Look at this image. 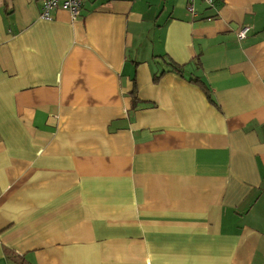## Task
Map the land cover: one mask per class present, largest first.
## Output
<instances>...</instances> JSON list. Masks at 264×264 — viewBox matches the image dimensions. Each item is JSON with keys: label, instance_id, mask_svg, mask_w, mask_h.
<instances>
[{"label": "crops", "instance_id": "1", "mask_svg": "<svg viewBox=\"0 0 264 264\" xmlns=\"http://www.w3.org/2000/svg\"><path fill=\"white\" fill-rule=\"evenodd\" d=\"M42 2L0 0V264H264V0Z\"/></svg>", "mask_w": 264, "mask_h": 264}, {"label": "built area", "instance_id": "2", "mask_svg": "<svg viewBox=\"0 0 264 264\" xmlns=\"http://www.w3.org/2000/svg\"><path fill=\"white\" fill-rule=\"evenodd\" d=\"M84 0H43L39 18L43 20H50L52 13L56 10L67 11L72 18H76L80 15V10L82 8ZM195 0H188L187 10L193 14V4ZM206 6L213 7L214 0H200ZM249 32L248 27H242L238 33V39H243Z\"/></svg>", "mask_w": 264, "mask_h": 264}, {"label": "trees", "instance_id": "3", "mask_svg": "<svg viewBox=\"0 0 264 264\" xmlns=\"http://www.w3.org/2000/svg\"><path fill=\"white\" fill-rule=\"evenodd\" d=\"M218 0H214V3L217 2ZM169 66L171 67L172 70L176 71V72H180V69L175 66L174 64L169 63ZM193 83H200L198 79H194L192 80Z\"/></svg>", "mask_w": 264, "mask_h": 264}]
</instances>
